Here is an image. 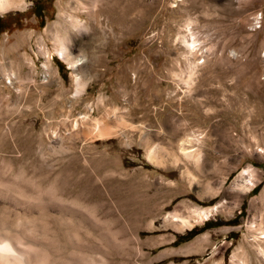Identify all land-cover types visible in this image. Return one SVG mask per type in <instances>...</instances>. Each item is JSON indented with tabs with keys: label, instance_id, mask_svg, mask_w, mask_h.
<instances>
[{
	"label": "rangeland",
	"instance_id": "rangeland-1",
	"mask_svg": "<svg viewBox=\"0 0 264 264\" xmlns=\"http://www.w3.org/2000/svg\"><path fill=\"white\" fill-rule=\"evenodd\" d=\"M16 1L0 10V259L264 264V0H120L99 25L83 0Z\"/></svg>",
	"mask_w": 264,
	"mask_h": 264
},
{
	"label": "bare ground",
	"instance_id": "bare-ground-1",
	"mask_svg": "<svg viewBox=\"0 0 264 264\" xmlns=\"http://www.w3.org/2000/svg\"><path fill=\"white\" fill-rule=\"evenodd\" d=\"M17 3L18 2L16 0H0V10L2 11V10L10 9L11 7H15V6H18L20 4L19 3L17 5ZM82 3H81V5H82L81 9L88 15V17L93 21V23H95V25L96 24L99 25V23H100V21H98L96 19V16H95V14L97 12L101 11L100 6L104 5V9L107 7V11L108 12H111V11H114V10L116 12L118 11L120 16H122V15H124V12L127 11L126 7L129 4L128 3L127 6H125V5L122 6V3H120V0H83ZM106 19H107V21L109 23H111L109 15H106ZM67 24H68L69 28H71L76 34H82V32H84L86 30V28H87L86 25L82 21L76 19L75 17H72L71 15L67 19ZM59 27H61V26L58 25L57 23H54V25L51 28L52 29L51 37L55 41V47H54L55 48V53L58 56H60L70 66V68L74 72L75 81L78 82L77 81L78 80V76H77L78 73L76 74V68L82 62L83 58L81 56L73 53V48H72V45H71V40H72L71 39L72 38L71 35L68 34L67 36L64 37V36H61V35L58 34V28ZM63 28H62V30H63ZM186 41H187L188 46H189L188 48H191V51H192V48L194 47L193 46V42L195 40L192 39L190 41L189 40H186ZM191 51H189V52H191ZM192 64L193 63H191V67L193 66ZM193 68H194V66H193ZM192 72L193 71L191 70V73ZM13 76H14V74H13V72H11L6 77L9 80L10 84L12 83L10 78H14ZM190 76L191 75H189V78H190ZM187 82H190L189 79L187 80ZM169 124H170L169 126H171V129H172L173 133L177 132L178 127H177L176 123L172 120V123H169ZM95 130L97 131V135H101L102 136V135L108 134V130L109 129L107 130V128L101 126V127L95 128ZM187 140H188V138H187ZM248 172L249 171H247V170H243L241 172V174H246L247 177L242 179L240 184L236 183V185H238V186L239 185L244 186L245 187L244 188L245 191H248L250 186L253 184L252 181H251L252 180L251 179L252 178L251 174H249L250 172L249 173ZM215 207L216 206H213L211 209H215ZM211 209H209V208H195V209L192 210V212L194 213L195 216L197 215L199 218H205V217H207V215H209V212H210ZM171 216H172L173 220L180 221L179 224L181 226H191L192 220H189L188 218L178 217L176 215H171ZM198 217H196V218H198ZM194 220H195V218H194ZM5 258H6V256H5ZM2 259H3V256H2ZM2 259H0V260H2ZM8 261H10L9 258H8ZM6 262H7V259L6 260L5 259L2 260L3 264L4 263L6 264Z\"/></svg>",
	"mask_w": 264,
	"mask_h": 264
},
{
	"label": "trees",
	"instance_id": "trees-1",
	"mask_svg": "<svg viewBox=\"0 0 264 264\" xmlns=\"http://www.w3.org/2000/svg\"><path fill=\"white\" fill-rule=\"evenodd\" d=\"M255 189V187H253L251 189V191H253ZM231 223L233 221H230ZM218 223L217 222H210V221H206L202 226L201 228H205V227H208V226H214V225H217ZM194 233L193 229H190L185 235H177L176 238L172 241V244H177L179 243L180 241H183V240H186L188 239L189 237H191V235Z\"/></svg>",
	"mask_w": 264,
	"mask_h": 264
}]
</instances>
